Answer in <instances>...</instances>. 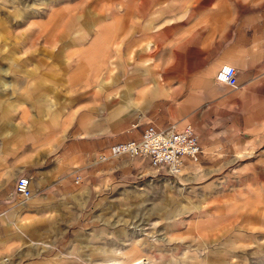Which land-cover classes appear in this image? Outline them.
<instances>
[{
    "label": "crops",
    "instance_id": "crops-1",
    "mask_svg": "<svg viewBox=\"0 0 264 264\" xmlns=\"http://www.w3.org/2000/svg\"><path fill=\"white\" fill-rule=\"evenodd\" d=\"M138 1L98 0V8L111 3L123 9H98V34L106 33L104 29L109 26L113 36L96 56L101 73L91 75L93 67L84 61L63 69L61 82L70 90L64 98L70 102L62 103L61 126L34 123L32 129L39 132H33L30 139L24 138L19 127L11 137L0 133V253L16 240L17 227L31 233L34 227L50 228L62 223L81 233L88 221L86 207L91 194L84 185L91 182L92 175L97 180L98 172L106 178L116 174L142 180L166 175L165 169L155 168L145 157L120 154L100 163L94 156L110 142L137 139L148 121L163 126L172 121L171 116H179L194 126L201 149L196 160H184L180 174L184 183L206 191L205 202H198L206 204L204 233L208 245L222 250V245L231 243H256L261 259L258 263L263 264L264 0H177L190 4L177 16L182 20L180 31L194 36L190 74L184 75L175 64L174 74L162 69L159 75V68L155 81L145 66L138 67L129 59L134 50L131 35L150 34L154 18L151 12L135 10ZM165 18L166 12L160 10L158 20ZM70 45L65 42L62 49ZM113 55L118 58L116 72L110 65ZM144 58L150 60L151 56ZM130 61L132 65L128 66ZM222 61L232 63L236 69L234 86L219 83L213 76ZM135 83L138 91L147 95L136 97ZM158 95L176 100L174 113L167 107L163 112L158 108L149 112L151 99ZM110 96L114 100L106 106ZM52 131L61 132L56 133L61 143L55 151ZM21 174L29 176L30 195L26 198L13 191L14 181ZM75 174L80 184L72 181ZM204 217L174 231L180 235L193 228L196 231L197 220ZM229 251L231 254L235 249ZM217 257L221 259L219 254L208 256Z\"/></svg>",
    "mask_w": 264,
    "mask_h": 264
},
{
    "label": "rangeland",
    "instance_id": "rangeland-1",
    "mask_svg": "<svg viewBox=\"0 0 264 264\" xmlns=\"http://www.w3.org/2000/svg\"><path fill=\"white\" fill-rule=\"evenodd\" d=\"M135 5V10L151 12L154 18H151L150 34L131 35L134 50L129 59L132 63L145 66L154 81L158 80L159 68V75L162 69L174 74L175 64L180 66L179 69L182 68L184 75H189L194 36L180 31L182 20L177 16L190 4L177 0H167L166 3L141 0ZM103 6L100 4L98 8V0H0L1 134L11 137V132L19 127V132H24V138L30 139L33 132H39L32 129L34 123L48 122L55 126L59 123L61 126L62 105L70 102L64 98L70 90L65 89L61 82L63 69L84 61L93 67L91 75L100 74L96 58L98 50L113 39L109 26L104 29L106 33L98 34V9L123 8L111 3ZM160 10L166 12L167 18L158 20ZM161 22L171 25L162 27ZM65 42L71 45L63 50ZM146 53L150 54V60H143L148 55ZM111 58V69L116 72L118 58L114 55ZM131 61L128 66L132 65ZM223 63L229 62L222 61L219 66ZM134 86L137 88L136 97L146 94L138 91L136 83ZM173 86L172 82L170 87ZM56 94L59 96L56 97ZM159 96L151 99L149 112L158 109L163 112L167 107L174 113L176 100ZM111 100H114L112 96L106 106ZM182 119L179 116L170 117V120L180 125L184 122L190 124V121ZM191 126L195 131L194 126ZM52 132L55 133V151L61 143L56 133L61 132ZM106 147L96 152L95 160L97 153ZM106 160L97 161L101 163ZM182 170L181 167L175 174H156V180L116 174L113 178H106L98 172L97 180L92 175L91 182L83 184L91 189V194L88 195L86 207L88 221L81 233L72 231L73 227L65 228L62 223L50 228L34 227L30 229L34 231L31 233L27 228L24 231L22 227H17L16 240L9 242L0 256H7L10 261L8 264H80L76 256L87 260L89 264H150L148 259L152 264H259L261 259L256 243L247 240L231 243L222 245V250H213L208 245L204 233L206 204L198 202L199 199L204 201L206 191L184 183L186 180L183 181L180 174ZM72 178L76 184L81 181L78 182L77 174ZM200 217L204 219L197 220L199 224L196 231L191 227L192 232L190 230L181 235L174 231L176 227ZM24 232L49 246L30 244ZM262 241L264 244V237ZM231 247L235 252L230 254ZM145 254L148 259L144 258ZM213 254H219L221 259L208 258ZM261 256L264 257V251Z\"/></svg>",
    "mask_w": 264,
    "mask_h": 264
},
{
    "label": "built area",
    "instance_id": "built-area-1",
    "mask_svg": "<svg viewBox=\"0 0 264 264\" xmlns=\"http://www.w3.org/2000/svg\"><path fill=\"white\" fill-rule=\"evenodd\" d=\"M217 82L234 86L236 84V69L233 64H221L214 74ZM201 151L192 126L182 125L175 121L164 126L146 123L137 139H126L110 143L106 149L96 155V160H104L111 156L125 154L147 158L155 168L165 169L169 174L177 173L184 160H196ZM77 179V177L75 178ZM29 177L20 175L13 184L14 193L26 198L30 195ZM9 258L0 256V264H8Z\"/></svg>",
    "mask_w": 264,
    "mask_h": 264
},
{
    "label": "bare ground",
    "instance_id": "bare-ground-1",
    "mask_svg": "<svg viewBox=\"0 0 264 264\" xmlns=\"http://www.w3.org/2000/svg\"><path fill=\"white\" fill-rule=\"evenodd\" d=\"M183 167V166H182ZM181 169V168H180ZM179 172V171H178ZM27 241L30 242V244H41L42 246H49L47 243H36L33 239L30 237L25 236ZM36 246V245H35ZM45 248V247H44ZM71 255V254H70ZM73 257V256H72ZM76 258L80 261V264H89L87 260L82 259L80 256H76Z\"/></svg>",
    "mask_w": 264,
    "mask_h": 264
}]
</instances>
